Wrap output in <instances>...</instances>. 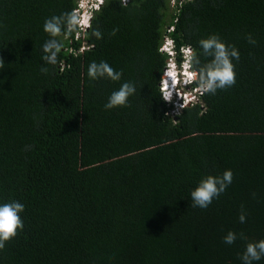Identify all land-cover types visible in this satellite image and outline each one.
<instances>
[{"label": "trees", "instance_id": "16d2710c", "mask_svg": "<svg viewBox=\"0 0 264 264\" xmlns=\"http://www.w3.org/2000/svg\"><path fill=\"white\" fill-rule=\"evenodd\" d=\"M76 3L0 0V203L25 206L0 264H241L264 239V0H106L104 38L42 75L43 22ZM211 34L239 50L236 83L177 115L157 49L170 37L200 51ZM101 60L136 80L130 103L105 111L119 84L86 76ZM225 170V193L192 207L198 182ZM229 231L246 239L226 245Z\"/></svg>", "mask_w": 264, "mask_h": 264}, {"label": "clouds", "instance_id": "9594fccd", "mask_svg": "<svg viewBox=\"0 0 264 264\" xmlns=\"http://www.w3.org/2000/svg\"><path fill=\"white\" fill-rule=\"evenodd\" d=\"M122 1V0H121ZM128 1V0H127ZM106 0H77L76 6L70 11L61 12L46 18L42 25V32L47 37L41 45L40 68L42 75L49 74V67L53 71L63 62L60 60L62 53L78 56L90 51L95 43L101 41L104 33L98 26H94L99 14L102 12ZM126 3V0H123ZM174 31V29H173ZM118 30L110 33L115 36ZM250 45L256 41L251 35L246 37ZM82 41L79 49L68 47L72 41ZM198 48L185 45L176 49V41L165 37L157 49V53L167 59L163 61L158 89L161 99L166 103H179L178 109L187 107L192 101L204 95H215L218 90H226L236 83L235 64L239 61V50L232 45H226L216 34L198 41ZM182 54V61L177 63L176 57ZM5 67L0 59V71ZM63 71V68H61ZM86 76L89 81L107 80L118 83V89L112 91L104 104L105 111L113 110L122 104L130 103V94L137 90V82L133 78H124L123 70H116L107 61H93L88 64ZM195 85L193 89L191 85ZM198 94V95H197ZM177 115H180L177 112ZM233 172L225 170L221 175H208L202 178L197 186L190 192L192 207L206 210L214 199L225 193L232 184ZM24 204L18 201L0 203V251L5 245L16 237L24 228L21 214L24 212ZM238 222H246V213L242 210L238 216ZM246 239L243 233L229 231L223 237V243L233 245L237 239ZM264 259V239L246 244L243 253L239 256L241 264H259Z\"/></svg>", "mask_w": 264, "mask_h": 264}, {"label": "rangeland", "instance_id": "374dc122", "mask_svg": "<svg viewBox=\"0 0 264 264\" xmlns=\"http://www.w3.org/2000/svg\"><path fill=\"white\" fill-rule=\"evenodd\" d=\"M176 1H177V0H170V5H171V6L175 5ZM176 105H177V109L175 110V112H179V109H178V105H179V103H176Z\"/></svg>", "mask_w": 264, "mask_h": 264}, {"label": "built area", "instance_id": "2783aa9c", "mask_svg": "<svg viewBox=\"0 0 264 264\" xmlns=\"http://www.w3.org/2000/svg\"><path fill=\"white\" fill-rule=\"evenodd\" d=\"M122 2H123V0H122ZM126 2H127V0H126Z\"/></svg>", "mask_w": 264, "mask_h": 264}, {"label": "water", "instance_id": "95a60500", "mask_svg": "<svg viewBox=\"0 0 264 264\" xmlns=\"http://www.w3.org/2000/svg\"><path fill=\"white\" fill-rule=\"evenodd\" d=\"M179 111H181V109H179Z\"/></svg>", "mask_w": 264, "mask_h": 264}]
</instances>
